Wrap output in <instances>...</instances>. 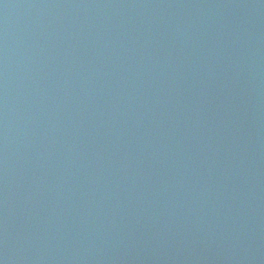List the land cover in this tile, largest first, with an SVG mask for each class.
<instances>
[{
	"label": "water",
	"instance_id": "water-1",
	"mask_svg": "<svg viewBox=\"0 0 264 264\" xmlns=\"http://www.w3.org/2000/svg\"><path fill=\"white\" fill-rule=\"evenodd\" d=\"M0 264H264V0H0Z\"/></svg>",
	"mask_w": 264,
	"mask_h": 264
}]
</instances>
